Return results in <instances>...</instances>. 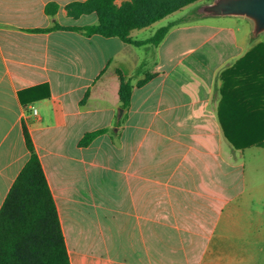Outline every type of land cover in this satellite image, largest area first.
Here are the masks:
<instances>
[{
    "label": "crops",
    "instance_id": "1",
    "mask_svg": "<svg viewBox=\"0 0 264 264\" xmlns=\"http://www.w3.org/2000/svg\"><path fill=\"white\" fill-rule=\"evenodd\" d=\"M71 1L0 0V207L30 156L24 121L70 264H264V147L232 144L264 133V50L245 56L264 44L252 22L194 13L138 46L30 31L97 21L70 17Z\"/></svg>",
    "mask_w": 264,
    "mask_h": 264
},
{
    "label": "trees",
    "instance_id": "2",
    "mask_svg": "<svg viewBox=\"0 0 264 264\" xmlns=\"http://www.w3.org/2000/svg\"><path fill=\"white\" fill-rule=\"evenodd\" d=\"M150 1L130 0L118 7L115 0H74L65 6L70 17L95 13L97 21L81 26H64L55 22L50 27L31 28L30 31L73 29L86 35L116 36L135 46L145 43L157 45L169 31L171 23L160 26L146 39L134 40L130 37L131 30L147 27L170 12L164 4L153 10L149 6ZM56 8L57 5L50 2L46 4L45 12L53 15ZM258 49L264 50V44H258L245 56H251ZM131 92L132 85L129 81L121 84L119 98L122 107L129 105ZM22 128L30 156L0 207V264H70L52 193L24 121ZM102 131L103 129H98L86 133L80 143L88 144ZM232 144L239 148L250 145L264 147V133L261 140L246 143L232 141Z\"/></svg>",
    "mask_w": 264,
    "mask_h": 264
},
{
    "label": "water",
    "instance_id": "3",
    "mask_svg": "<svg viewBox=\"0 0 264 264\" xmlns=\"http://www.w3.org/2000/svg\"><path fill=\"white\" fill-rule=\"evenodd\" d=\"M194 13L202 16H241L252 22V35L264 32V0H211L199 4Z\"/></svg>",
    "mask_w": 264,
    "mask_h": 264
},
{
    "label": "rangeland",
    "instance_id": "4",
    "mask_svg": "<svg viewBox=\"0 0 264 264\" xmlns=\"http://www.w3.org/2000/svg\"><path fill=\"white\" fill-rule=\"evenodd\" d=\"M129 1L130 0H115V4L119 7L123 3ZM209 1L211 0H151L149 6H152L153 10L161 7V5L163 4L169 8L170 12L165 14L161 19L157 20L158 22L156 23L157 25H165L167 20H175L180 17H182L184 21H191L192 18L195 16L194 8L197 7L199 4ZM152 23L150 25H152ZM256 38L264 39V33L258 35ZM145 61L146 64L143 67V70L145 71V76L152 75L155 56L151 51L147 53ZM223 86L225 87V84Z\"/></svg>",
    "mask_w": 264,
    "mask_h": 264
},
{
    "label": "built area",
    "instance_id": "5",
    "mask_svg": "<svg viewBox=\"0 0 264 264\" xmlns=\"http://www.w3.org/2000/svg\"><path fill=\"white\" fill-rule=\"evenodd\" d=\"M34 113H36V109H34Z\"/></svg>",
    "mask_w": 264,
    "mask_h": 264
}]
</instances>
